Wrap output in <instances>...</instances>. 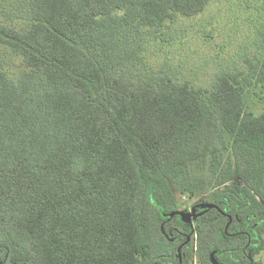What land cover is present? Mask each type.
<instances>
[{
    "label": "trees",
    "instance_id": "obj_1",
    "mask_svg": "<svg viewBox=\"0 0 264 264\" xmlns=\"http://www.w3.org/2000/svg\"><path fill=\"white\" fill-rule=\"evenodd\" d=\"M211 1L0 0V264H179L163 214L205 191L199 263L261 264L264 60L197 86L145 53Z\"/></svg>",
    "mask_w": 264,
    "mask_h": 264
},
{
    "label": "rangeland",
    "instance_id": "obj_2",
    "mask_svg": "<svg viewBox=\"0 0 264 264\" xmlns=\"http://www.w3.org/2000/svg\"><path fill=\"white\" fill-rule=\"evenodd\" d=\"M263 31L264 0H213L197 15L168 22L157 38L146 43V58L154 70L163 68L176 80L208 86L218 71L245 70L247 59L264 60V49L259 46ZM254 108L260 111L259 105L254 104ZM207 194L208 191L194 197L183 195L182 208L190 210ZM210 238L219 244L225 241L221 232H213ZM206 239L194 235L195 253ZM161 245L168 248L163 240ZM257 260L264 264V248ZM191 264L200 263L194 257Z\"/></svg>",
    "mask_w": 264,
    "mask_h": 264
},
{
    "label": "flooded vegetation",
    "instance_id": "obj_3",
    "mask_svg": "<svg viewBox=\"0 0 264 264\" xmlns=\"http://www.w3.org/2000/svg\"><path fill=\"white\" fill-rule=\"evenodd\" d=\"M208 209H210V208L202 207L200 202L193 204L190 207V210H188V208L183 209L181 202H178V207L173 210L175 212H178V214H175L172 218H169L168 216H164L165 222H167V221L170 222V221H173L174 219L176 220V222H175L176 224L171 225V227H170L171 231L168 234L165 233V236L168 235V237L167 236L166 237L170 239L171 243L176 245L179 264H180V258H179V253H178L179 247H181V255H182V249L184 247H186L188 249L189 247H191V245H194L193 233H195L196 236L198 237V235H197V231H198L197 230V221H198L199 217H201V215L205 214L208 211ZM168 212H172V211H168ZM168 212H166V213H168ZM181 213L188 214V216L185 215L186 216L185 220L183 219ZM231 221H232V219L231 220L229 219V223ZM227 227H228V225H227ZM224 232L227 236L229 235L228 231L224 230ZM171 238H173V240H171ZM177 238H178V240H177ZM222 238H223V240H225L224 242H226V243L228 242V240H227L228 237H226V238L222 237ZM196 249L197 250H196V253L194 252V254H195L194 257L198 261L199 260L198 259V253H199V249H200L199 245L196 247ZM212 252H214V257L220 263L228 264L224 261V260H226V254L223 255L224 258L222 259L220 252L216 248L212 249L208 254V258H209V261L211 262V264H214L210 258V254Z\"/></svg>",
    "mask_w": 264,
    "mask_h": 264
},
{
    "label": "water",
    "instance_id": "obj_4",
    "mask_svg": "<svg viewBox=\"0 0 264 264\" xmlns=\"http://www.w3.org/2000/svg\"><path fill=\"white\" fill-rule=\"evenodd\" d=\"M201 206L204 207V208H212V207H216V205L214 204H211V203H201ZM175 214H178V212H175V211H172V212H168V213H164L163 215L164 216H168L169 218H172ZM183 219L185 220V215L188 216V214H185V213H181ZM229 219L231 220L232 217L229 216ZM162 229H163V226H162ZM225 230L227 231V226L225 228ZM168 237V235H166ZM171 240H173V238H171ZM178 253H179V258H180V264H182V255H181V247H179L178 249ZM210 258H211V261L214 263V264H222L220 263L215 257H214V252H212L210 254Z\"/></svg>",
    "mask_w": 264,
    "mask_h": 264
}]
</instances>
